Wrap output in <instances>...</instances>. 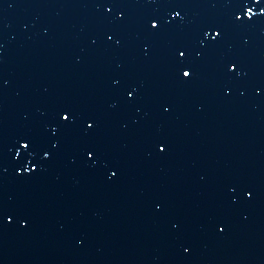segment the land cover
<instances>
[{
    "label": "water",
    "instance_id": "water-1",
    "mask_svg": "<svg viewBox=\"0 0 264 264\" xmlns=\"http://www.w3.org/2000/svg\"><path fill=\"white\" fill-rule=\"evenodd\" d=\"M0 264H264V0H0Z\"/></svg>",
    "mask_w": 264,
    "mask_h": 264
},
{
    "label": "snow or ice",
    "instance_id": "snow-or-ice-1",
    "mask_svg": "<svg viewBox=\"0 0 264 264\" xmlns=\"http://www.w3.org/2000/svg\"><path fill=\"white\" fill-rule=\"evenodd\" d=\"M249 11H251V10L249 9ZM153 26H155V25H153ZM183 75H184L185 77H188V76H189V72H188V71H185V72L183 73ZM64 119H68V117L65 116ZM25 147H27V145H25Z\"/></svg>",
    "mask_w": 264,
    "mask_h": 264
}]
</instances>
